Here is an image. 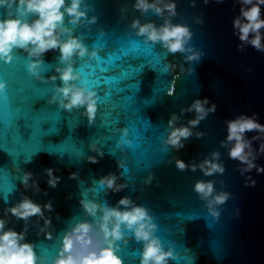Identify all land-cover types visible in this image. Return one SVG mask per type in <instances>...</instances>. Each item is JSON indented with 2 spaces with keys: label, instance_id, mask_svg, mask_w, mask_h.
Segmentation results:
<instances>
[{
  "label": "water",
  "instance_id": "95a60500",
  "mask_svg": "<svg viewBox=\"0 0 264 264\" xmlns=\"http://www.w3.org/2000/svg\"><path fill=\"white\" fill-rule=\"evenodd\" d=\"M88 15L97 16L95 23H78L70 25L75 34L80 35L89 49L96 48L98 56L105 58L109 71L101 73L97 68V75L120 76L122 70H127L134 79H121L113 88L124 91H113L111 108L113 116L120 117V123L115 125L116 131L109 132L102 126L103 106L98 110L94 120L90 123L84 109L71 110L61 108L57 103H50L49 97L53 92V84L60 80H38L27 71L28 55L22 49L15 50V58L11 62L0 61V77L9 72H17L20 76L30 79L35 85L47 88V93L38 98L32 105L33 111L47 110L59 113L60 121L57 124V133L42 138L44 145H59L74 141L81 154L70 152H49L46 149L32 155L25 161L21 156L17 163L14 158L0 150V165L4 167L0 180L7 181L9 170L14 179L15 189L4 199L0 193V215H4L7 206L14 204L24 195L45 203L52 200L54 208L50 213L52 218L53 237L46 238L39 232L36 223L37 217L30 218L26 239L33 241L36 250L47 253L49 258L55 256L59 250L60 240L64 231L79 219H92L85 217L84 209L80 204L82 191L87 190L89 198L114 205L121 196L129 195L137 203L146 205L152 212L159 225L157 234L163 239L165 246L172 245L176 255L192 258V264H264V173L252 170L255 186H246L245 177L238 170V161L228 157L227 151L220 146V141L226 136L227 118L240 113L259 114L264 122V53L256 51L252 46L239 50V42L233 34L232 18L239 12V4L234 0H177V15L174 22L188 23L193 31L191 43L203 50L199 60L186 62L183 53H170L161 44H147L157 53L164 54L166 71L161 70L162 65L153 68L147 58L133 59L125 57L115 63H108L107 56L116 53L119 46L129 38L144 42L142 36H136L130 28L131 20L139 17L141 21L153 20L157 24L163 22V17L152 11L141 14L132 7L133 0H87ZM7 15V8L0 7V18ZM203 17V23L197 17ZM67 23V16L65 19ZM101 45V47H98ZM118 54V53H117ZM59 50H49L44 54V65L41 72L50 76L61 63ZM87 58H76L75 68L78 70ZM95 64V59L89 61ZM143 64L141 69L139 66ZM131 65V66H130ZM175 65L176 67H172ZM191 67L192 72L181 71ZM136 84V88L128 86ZM91 86V85H90ZM174 87V93L168 94V89ZM104 89L97 91L102 96ZM133 97L135 114L125 115L128 101L125 96ZM207 96L217 104L216 111L209 113L208 117L200 122L198 129L205 135L197 138L189 137L185 146L179 150L171 145L164 146L162 137L167 134L168 119L175 112L181 115L178 123H185L187 118L194 115L192 112L180 113L181 108L187 107L196 97ZM136 116L149 125L145 137L151 145L149 153L143 156V150L130 148L127 144L116 147L120 137V129L128 127ZM74 126L69 128L68 122ZM22 123V122H21ZM49 123L43 124L47 129ZM21 133L28 138L27 129L21 128ZM248 132V136L254 135ZM111 137L108 139L107 137ZM128 139L135 143V135L131 131ZM95 143L102 148L104 155L98 162H90L89 155L99 156L91 145ZM258 147V142H254ZM13 153L25 151L27 145L4 142ZM213 149H219L221 159L226 170L221 174L205 177L197 169H177L176 158L191 162L201 159ZM122 161L124 168L118 167ZM171 161V162H170ZM264 164V155L257 161ZM54 168L61 180L55 187L47 183L46 168ZM25 171L33 173L32 179L39 181V190L25 189L22 177ZM77 173L71 177L70 173ZM114 172L119 176L120 182L127 187L120 192L105 190L99 185L103 175ZM153 173L150 184L144 181ZM215 179L216 187L226 188L232 196L221 207L218 219L212 217L202 200L193 191V184L197 179ZM221 181L224 183L222 184ZM71 194V195H70ZM239 209V215L236 210ZM7 227L21 230L24 227L23 219L8 214ZM43 223V220H40ZM119 253L124 258V264H140L142 242L134 237L127 243L119 241ZM169 264H183L182 259H169Z\"/></svg>",
  "mask_w": 264,
  "mask_h": 264
},
{
  "label": "clouds",
  "instance_id": "9594fccd",
  "mask_svg": "<svg viewBox=\"0 0 264 264\" xmlns=\"http://www.w3.org/2000/svg\"><path fill=\"white\" fill-rule=\"evenodd\" d=\"M176 3L177 0H133L132 7L142 15L152 11L163 17V22H142L139 17H134L130 28L136 36L143 37L145 44L159 43L170 53H183L186 62L197 61L203 55V50L191 43L193 31L188 23L174 22L173 17L177 15ZM192 3L195 4V0H192ZM204 3H209V0H204ZM216 3H223V0H216ZM234 3L239 4V12L232 18L233 34L239 41L236 47L243 51L252 46L256 51L264 53V0H234ZM0 7L7 8V15L0 18V61H13L16 49L25 51L29 58L27 71L32 76L38 80L61 81L59 84H53L49 102L57 103L61 108L68 110L82 107L83 114L91 123L97 113L98 94L88 83L85 74L74 66L77 57L87 58L85 62H88L98 56V51L96 48L90 50L70 26L96 22L97 16L88 15L87 0H0ZM196 19L203 23L202 16ZM56 49L59 50L61 63L46 77L41 72L45 62L44 54ZM180 68L181 71L186 70L189 73L193 71L191 67L185 69L181 65ZM7 87L8 81L0 79V92ZM216 108V102L204 96L196 97L187 107L181 108V114L194 113L185 123H178L181 115L173 112L168 119L167 134L162 137V144L179 150L185 146L189 137L204 136V131L197 126L209 113H214ZM225 124L226 136L220 141V146L227 151L230 159L238 161L237 167L245 177V185L255 186L256 180L251 175L252 170L264 173V164L257 162L259 157L264 155V122H261L258 113L253 112L227 118ZM119 131L121 137L118 143L131 144L128 128ZM248 132L255 134L248 136ZM254 142H258V147ZM91 148L99 153V156L89 155L87 159L96 163L104 152L95 143ZM175 165L181 171L199 169L205 177L222 175L226 170L219 149H213L203 158L193 159L191 162L176 158ZM122 166V161H119L118 167ZM44 171L48 185L55 187L61 177L56 174L54 168L49 167ZM76 175L75 172L70 173L71 177ZM153 175L149 173L144 183L150 184ZM32 176L31 171H25L21 182L25 189L31 187L39 190V181L33 180ZM98 183L105 190L113 192H120L127 187L114 172L100 177ZM193 191L204 202L208 213L216 219L220 217L221 206L232 196L226 188L218 189L215 179H197L193 184ZM80 204L85 217L90 216L92 219H79L70 224L60 240L58 252L52 258H49L47 253L38 252L35 243L26 239L28 224L33 216L37 217L39 232L46 238L53 237L52 218L46 214L54 208L52 200L41 204L24 195L14 204L7 206L4 215H0V264H124V258L119 253V241L127 243L131 237L137 242H142L140 264H169V259L175 258L176 253L172 245L166 247L161 236L157 234L159 225L151 210L146 205L137 203L131 196H121L114 205H110L89 198L88 191L85 190L81 193ZM9 213L17 220L23 219L24 227L21 230L7 227ZM236 214L239 215V209ZM40 220H43L42 224Z\"/></svg>",
  "mask_w": 264,
  "mask_h": 264
},
{
  "label": "snow or ice",
  "instance_id": "6c2138e0",
  "mask_svg": "<svg viewBox=\"0 0 264 264\" xmlns=\"http://www.w3.org/2000/svg\"><path fill=\"white\" fill-rule=\"evenodd\" d=\"M144 42L141 43L138 40L129 38L126 42L122 43L116 53H110L107 56L108 63H115L125 57H132L133 59L147 58L150 60L153 68L162 65L161 70L166 71V63H164V54L157 53L153 50L152 46L144 47ZM101 47V45H98ZM118 53V54H117ZM96 63L84 62L79 68L87 77L88 83L96 91L104 89L103 95H98V110L103 106L104 111L102 113V126L109 132L116 131L115 125L120 123L119 116H113L111 102L113 91L121 92L124 89L113 88L112 85L119 83L121 79H134V76H129L127 70H122L120 76H107L97 75L96 69L99 68L101 73H107L109 71L107 66L101 67L106 64L105 58L97 56L95 58ZM131 66V65H130ZM143 64L139 67L142 69ZM8 81V87L3 92H0V150L9 156L14 158V163L23 156L24 160H30L32 155L46 149L49 152H70L81 154L79 147L74 141H71L70 145L63 142L62 144H48L42 143V138L56 134L57 124L60 121L59 113L49 112L47 110L33 111L32 105L35 101L44 96L48 89L38 87L30 79L20 76L17 72H9L5 76L0 77ZM130 89L136 88V84L128 86ZM174 93V87L168 89V94ZM124 100L128 101L125 107V115L135 114L138 110L133 108V97L131 95L125 96ZM97 115V113H96ZM22 122V123H21ZM50 126L47 129L43 128V124L49 123ZM69 128L74 126L72 121L68 122ZM149 125L146 121H143L136 116L135 120H131L127 127L129 132L131 131L135 135V143L127 144L130 148H137L143 150V156L149 153L151 145L148 143L145 137ZM21 128L27 129L28 138L25 139V135L21 133ZM110 139L111 137H107ZM9 141L11 144L20 147L21 143L27 145L25 151H17L13 153L8 147L4 146V142ZM117 148L120 144L117 143ZM124 171L128 169L122 166ZM4 167L0 165V177L3 176ZM15 189L14 179L11 176V170H9V178L7 181L0 180V193L3 194L4 199ZM182 259L183 264H192V258L188 255L183 257L175 256L174 259Z\"/></svg>",
  "mask_w": 264,
  "mask_h": 264
}]
</instances>
